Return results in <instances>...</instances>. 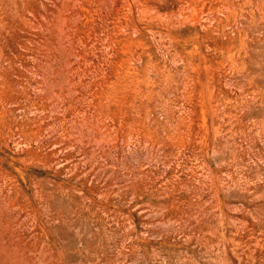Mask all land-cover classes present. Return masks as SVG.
<instances>
[{
	"label": "rangeland",
	"instance_id": "obj_1",
	"mask_svg": "<svg viewBox=\"0 0 264 264\" xmlns=\"http://www.w3.org/2000/svg\"><path fill=\"white\" fill-rule=\"evenodd\" d=\"M0 264H264V0H0Z\"/></svg>",
	"mask_w": 264,
	"mask_h": 264
}]
</instances>
